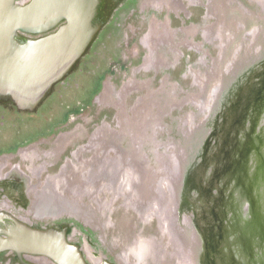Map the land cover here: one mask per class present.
I'll use <instances>...</instances> for the list:
<instances>
[{
  "label": "flooded vegetation",
  "instance_id": "obj_1",
  "mask_svg": "<svg viewBox=\"0 0 264 264\" xmlns=\"http://www.w3.org/2000/svg\"><path fill=\"white\" fill-rule=\"evenodd\" d=\"M229 1L102 0L98 14L102 16L103 24L79 61L85 58L103 37L109 18L126 11L129 6L137 7L141 13L159 8L181 18L180 14L187 15L190 12L189 5L201 4L204 5L206 15L216 14L218 17L216 22L208 25L190 23L187 26L172 28L167 15L163 20L157 19L153 14L143 16L146 19L147 31L140 38V43L146 48L141 68L160 73L159 85L151 89L153 79H135L134 75L138 68L132 71L130 78L123 82L118 90L112 87L108 79L103 81L93 99L102 107L114 108L112 117L110 119L104 115L98 121L89 116L81 118L85 133L82 126L73 121L74 118L71 119L74 122L72 125L55 131L54 123L51 126L50 121L55 119H51V115L55 114L57 108L54 104L46 106V101L54 102L51 99H55L56 91L61 93L60 88L69 84L70 79H75L72 74L76 70H82L79 61L69 74L54 84L46 98L33 110H22L12 101L0 99V207L38 226L67 225L70 240L82 247L78 243V236L82 237L84 242L85 238L89 241V236L80 229V226L86 231H96L99 237L100 228L97 227V230L92 228V223H86L87 218L97 220L103 229L108 220V211L115 205V208L122 210L123 213L118 217H112L115 219L114 222L119 226L128 227L127 233H134L128 252L117 250L119 246L116 245H113L112 250L106 246L107 253L102 255L93 251L86 253L82 248L84 254L87 257L89 255L91 260H94L95 256L118 264H264V251L252 249V246V251L249 250V235L254 226L248 225L247 212L241 205L232 202L231 192L227 193V197L224 196L222 188H218L216 180L213 179L214 175L211 176L210 187L206 188L202 199L199 197V185L196 187L197 195L193 197L196 203L192 209H186L188 211L179 209V195L181 193L184 198L185 184L181 179L179 186L180 176L174 175L176 171L174 174L169 172L164 178L170 185L169 188L167 185L168 189L166 185L162 186L163 188L159 186L163 174L158 164L164 163V160L161 161L162 156L154 153V149L168 145H162L165 144L164 138L160 140L162 144L154 143L150 138L151 130L154 128L152 120L156 114L149 110L151 111L155 105L159 111L165 112L162 106L163 99L168 96L170 90L175 89L174 92L176 88L179 90L176 83L170 82L169 74L165 71L171 63L180 59L182 46L195 50L199 48L198 43L193 41L197 31L202 29L203 36L211 39L214 29L211 31L210 25L213 24L215 27L217 23H224L227 29L229 28L227 20L229 22L237 14H244L243 10L232 6ZM245 14L255 12L249 10ZM246 28L248 27L245 26ZM159 29L162 34H159ZM159 45L166 48L163 49L166 54ZM160 50L161 54L158 52ZM142 58L143 56L140 62ZM224 60L225 56L220 67ZM137 66L132 65L129 74L132 68ZM192 72L196 75L195 70ZM231 78L232 76L229 79ZM140 89H146V92L137 96L135 101L126 107L125 99L129 90ZM204 91L206 93L208 87ZM204 97L206 96L202 98ZM209 107L207 117L212 112L211 106ZM40 114L50 115L49 123L40 124ZM113 117L114 126L105 123V119L111 121ZM34 120L37 124L33 123ZM75 138L81 139L72 143ZM232 140L228 142L231 148L234 145ZM184 182L186 183V178ZM212 184L214 186H211ZM213 188L217 189L215 194L208 193ZM171 189L174 191L177 206L175 211L168 207ZM240 192L243 194V188ZM83 198L88 201L82 200ZM206 205L210 207L203 210L201 206ZM207 211L209 217L205 215ZM236 212H239L236 217H240L230 218ZM128 215L131 221L124 219ZM190 216L193 218H189ZM182 217H186L188 223L182 220L184 219ZM204 220L205 224L202 223ZM137 227H141L139 234L156 236L137 235L135 231ZM179 227H183L187 232L185 238L181 236ZM255 232L254 241L262 249L264 235L259 234L258 227ZM191 236L194 238L193 241ZM254 246L253 242V248ZM5 253L10 254V260L23 264L14 252H2L0 255ZM128 256L132 257L131 261L128 260ZM22 259L24 262L42 263L32 256H23Z\"/></svg>",
  "mask_w": 264,
  "mask_h": 264
},
{
  "label": "rangeland",
  "instance_id": "obj_2",
  "mask_svg": "<svg viewBox=\"0 0 264 264\" xmlns=\"http://www.w3.org/2000/svg\"><path fill=\"white\" fill-rule=\"evenodd\" d=\"M229 3L232 6L240 8L241 11L243 10L244 14H237L236 17H233L234 19L230 20L229 22L227 20V24L229 27L227 29L224 26V23H217L215 27L213 24L210 25L209 29L211 31L214 29V32L212 33L213 38L211 39L205 38L203 36L202 33L204 32L202 31V29L197 31L193 36V41L195 43H198L199 48L197 50L187 46H182L180 59L178 61H175V63H171L169 68L165 71V73L167 72L169 74L170 82L176 83L179 90H177L175 86L176 92H174L175 89H173L174 91L170 90L168 96L163 99L162 106L165 109V112L159 111L157 109L158 107L155 105H153V109H151V111L149 110V112L156 114H154L155 118L152 120L154 128L151 130V140L154 143L162 144L160 140L164 138L163 143L165 144L162 145H168L167 147L162 146L158 149H154V153L162 156L161 158L159 157L161 161L164 160V163L160 162L158 164V168H160V171H162L163 174L161 175L159 182V186L161 187L166 185L167 188L168 182H166L164 178L169 172L174 174L177 170L181 172V169H183L184 171V168L186 170V168L190 166L193 167L192 154H190L191 159L189 158V161L188 159L185 160L184 166L182 168L181 164L177 165L178 162H176L174 153L178 152L179 155L183 154L182 158L184 159L185 155L181 152V149L176 151V149L179 147L178 145L181 143L182 139H185L186 136L192 131L195 123L203 122L207 118V110L209 109L208 107L212 102L211 99L213 97V93H205L204 89L207 87L209 90H211L212 88H216L215 86L217 82H220V79L222 78V75L224 73H226V80H231L232 78L229 79V77L232 76L233 72L236 71V66L239 65L242 60L248 59V57L251 56L250 54L247 55V51L251 50V52L255 53L260 49L262 45L261 42H258L259 40H261V36L257 35L259 31L257 28H261L263 26L261 20L264 19V0H230ZM203 6L204 5L201 4L189 5L190 12L187 15L180 14L179 16H181V18H178L174 14H168L166 11L159 8L149 9V12H145L146 14L144 12L141 13L138 12L139 10L137 9V7L133 6H129L127 7L126 11L110 17L107 30L104 33L103 37L97 41V43L93 46L92 50L89 51L87 56L79 61L78 64L82 70H76L72 74L73 78L75 79H70L69 84H65L63 87H61V93H58L56 91V95L54 94L55 99H51V101H54L53 103H50V100L46 101V106H50L53 104L54 106H56L57 109L55 111V114L51 115V119H55H52L50 121V115L40 114V124H47L50 121V125L52 126L54 123L55 131H57L58 129L68 127L70 124L72 125V123H74L73 121H75L76 123H79L78 125L82 126L83 133H85L84 126L81 124V118L89 116L92 117L94 121H98L100 117L106 115L107 118L111 119L114 108L112 109L111 107H102V105L100 106V104L94 101L93 97L94 95L96 96L97 91L100 90L102 82L107 79L111 83L112 87L115 90H118L121 85H123L122 83L130 78L132 71H134L135 68H138L134 75L135 79L146 80L147 78H151L153 79L150 84L151 89L158 87L160 81V73L141 68L144 56L146 55V48L140 43V38L147 31L146 19L143 16L147 14H153L157 17V19L163 20V18L167 15L169 18L170 27L172 28L179 27L181 25L187 26L190 23L202 26L205 23H207L208 25L210 23L216 22L218 16H215L216 14L206 15V10ZM135 9L137 11H135ZM249 10L254 11L255 14H245L249 12ZM245 26H247L248 28L245 29ZM159 34H162L161 29H159ZM263 35L264 34H262V37ZM159 48L166 54V51L163 50L166 49L165 47L161 48V46L159 45ZM161 50L158 51L159 54H161ZM167 54L169 58H171L170 52H168ZM142 56L143 58L140 62V58ZM223 56L226 57V60H224V63L220 67ZM170 61H172V58L170 59ZM246 63L245 61L244 63H241L238 67V70L242 69L243 66L246 65L244 67L246 70V75L250 76L254 71H256V68L259 66V64H257L256 62H249L248 64ZM136 64L138 66L132 68L131 73L129 74L130 67ZM258 69H260V66L257 68V70ZM192 70L196 71V75L193 74ZM230 70H232V73H230ZM236 73L238 74V72ZM126 75L128 76L125 77ZM235 75L233 77V80H231V83H236L237 75ZM221 89L222 91H224L225 87L222 86ZM145 90L146 89L129 90L125 99L126 107H129L135 101V98L137 96L142 95L144 92H146ZM226 94L227 91L225 95ZM203 96L206 97H204L203 99ZM224 103L225 100L222 102V104L219 105V108L217 109L218 112H216V115H214L213 120L210 121L211 125L213 124V122H215L216 117H220L219 112L224 109ZM100 109L103 110L100 111ZM31 118V120H33L34 117L32 116ZM72 118H74L73 121H71ZM114 118L115 117H113L111 121L105 119V123L114 126ZM33 123L37 124L36 120H34ZM209 129H207L204 134L200 136L201 140L197 141V146L195 147V149H197L196 155H198V153L200 155V152L203 151L206 153V155L209 154L211 155V157H213L214 152H216L217 148L215 147V144H212V142L210 143ZM259 132L260 130H256L253 132L252 137L254 138L255 142L258 141ZM259 135L261 136V134ZM80 139L81 138H75L73 139L72 143ZM210 166L212 169L213 164H211ZM207 169L208 167L205 169V171H203L204 176L201 177L200 180V195L199 193L198 195L201 199L204 193H206V188L210 187L211 176L213 175V172H208L210 169ZM254 170L256 171V168ZM185 174L186 173H184L181 178L183 184H185ZM234 176H236V174ZM188 177L193 180L194 174H189ZM216 180L217 187L222 188V192L224 193L225 197H227V193H230V190L234 188L233 185H237V178L235 177L231 178L229 186L228 184H226L228 182L227 177L218 176ZM225 186H227L228 188ZM169 187L170 185H168V188ZM216 191L217 189L213 188L208 193L215 194ZM233 193L234 196L232 195V201L233 203H235L239 195L236 191V188L233 189ZM196 194H193V197L196 196ZM204 198L206 197L204 196ZM212 198L210 200V203L213 202ZM82 200L86 202L88 201L86 198H83ZM114 200H116V198H114ZM209 207L207 205L201 206L203 210ZM245 211L247 212L246 218L250 220L249 218H252V211L250 210V207H246ZM121 213H123L122 210L116 209L115 205L112 206L110 211H108V220L105 222L106 226L103 229L94 218H87V221L85 219L86 223L93 224L91 226L92 228L96 230L97 227L100 228L99 237H97L96 231H86L83 226H80V229H82L89 236V241H86V238L84 237L85 242L82 241V237L78 236V243L82 245V248L86 250V253L93 251L100 255H102L103 253L106 254V246L108 249L112 250L113 245L119 246L117 250L120 249L122 250V252L127 251L131 243V236L134 233H127L128 227L122 225L119 226L118 224H116V222H114L115 219H113L112 217H118L121 215ZM208 213L209 212L207 211V213L205 214L206 217H209ZM237 213L239 214V212H236L234 213V216H230V218L236 219L240 217H236ZM102 218H104L103 215ZM124 219H128L129 221L131 217L130 215H128L127 218ZM240 222L243 223L242 220H240ZM202 223L205 224V220L204 222L202 221ZM179 228L180 233H182L181 236H184L185 238V234H187V232L183 227ZM140 229L141 227H137V230H135L137 232V235L143 237L148 235L156 236V234H139ZM161 229L160 232L162 233ZM252 240H255V237H252ZM252 240H249L250 248L252 246V249L261 250L258 246V248L256 246H254L253 248ZM263 250L264 247L262 248L261 252H263ZM9 257L10 254H1L0 264H17L15 261L10 260ZM128 258V260L131 261L132 257L128 256Z\"/></svg>",
  "mask_w": 264,
  "mask_h": 264
},
{
  "label": "water",
  "instance_id": "obj_3",
  "mask_svg": "<svg viewBox=\"0 0 264 264\" xmlns=\"http://www.w3.org/2000/svg\"><path fill=\"white\" fill-rule=\"evenodd\" d=\"M101 2L0 0V99L12 101L22 110L35 109L54 84L72 71L96 37L103 24V18L98 14ZM249 58L245 63L261 60L256 62L260 69L255 66L257 72L250 76L245 70L238 83H231L224 109L210 125L209 131L213 134L209 139L217 148L219 143L225 145L231 141L229 133L233 131V138L236 134L237 142L242 144L237 154L242 160L241 166L233 160L236 152H226L219 159L221 164H226L220 176L226 173L227 181L237 178V186L243 188L241 206L243 210L250 207V226L253 225L251 222L255 225L249 235L252 240L257 227L259 234L264 235V45L257 57ZM256 130L261 134H258L257 142L252 137ZM219 138L220 142L217 141ZM196 152L197 149H192L187 153L193 155V167L189 172L201 186L198 180L204 173L200 169L208 166L211 160L205 152L201 151L200 155ZM218 156L216 153L215 157ZM186 159L180 161L182 168ZM255 168L256 174H253ZM207 170L210 172L211 166ZM183 172L186 173L181 169L179 186ZM186 191L193 195L198 190L192 186ZM230 192L234 196L233 189ZM249 250L252 251L250 247ZM2 252H14L23 264H118L105 258L96 263L91 261L82 247L70 240L67 225L38 226L0 207ZM23 256L35 257L42 263L24 262Z\"/></svg>",
  "mask_w": 264,
  "mask_h": 264
},
{
  "label": "bare ground",
  "instance_id": "obj_4",
  "mask_svg": "<svg viewBox=\"0 0 264 264\" xmlns=\"http://www.w3.org/2000/svg\"><path fill=\"white\" fill-rule=\"evenodd\" d=\"M261 22H262V24H263V26L261 27V28H257L259 31H258V33H257V35L258 36H261V40H259L258 42H261V47H260V49L259 50H257V52H255V53H253V52H251V50H248L247 51V55L248 54H250L251 56H250V58L249 59H251V58H255V57H257V55L258 54H260L261 53V50H262V48H263V45H264V40H263V38H264V35H263V37H262V34H264V19H262L261 20ZM260 38V37H259ZM242 59H244V58H242ZM244 61H246V59L245 60H242L241 62H240V64L241 63H244ZM239 64V65H240ZM246 64H248V63H246ZM239 65H237L236 66V71L235 72H233V74H232V79L231 80H233V77H234V75H235V73L236 72H238V74L236 73V83H238V80L239 79H241V74H242V72H244L245 71V66L246 65H244L243 66V68L242 69H240V70H238V67H239ZM249 67V66H248ZM241 68V67H240ZM230 73H232V70H230ZM229 74V73H228ZM227 74V75H228ZM229 76V75H228ZM231 77V76H230ZM229 77V78H230ZM231 80H226V73H224L223 75H222V78L220 79V82L218 81L217 82V84H216V88H210L211 90H209L208 89V91H207V93L208 94H210V93H213V97H212V104L210 105L211 106V109H212V112H211V114L210 115H208V117L206 118V120L205 121H203V122H199V123H195L194 124V126H193V128H192V131L186 136V138L184 139H182V141H181V143L178 145V144H176V145H178L179 147L176 149V151H178L179 149H181V152L182 153H184V155H185V157L188 159V161H189V158H190V154L191 153H189L188 155H187V153L188 152H190V151H192V149H195V147L197 146V141H200L201 139V137L200 136H202V134H204V132L207 130V129H209V125H211V120H213V118L212 117H214V115H215V113H216V111L215 110H217L218 108H219V105H220V102H221V100L223 99V101L225 100V102H226V95L228 94V91L227 90H229L231 87H232V84H231ZM218 83H220V84H218ZM222 86L223 87H225V90L224 91H222ZM226 91H227V94L225 95V93H226ZM221 93V94H220ZM207 94V95H208ZM225 95V96H224ZM229 106H227V108H228ZM210 108V107H209ZM226 111V110H225ZM233 131H231V133H230V136H232L231 138H230V140H234V145H233V147L231 148V146H230V143H228V146L229 147H227V144L224 146V145H222L221 143H219L218 144V146H217V149H216V152H214V154H213V157H211V155H207L206 157H207V159H209V160H211V162H209L210 164H208V166H210L211 164H213V168L211 169V172H213V179H215L216 180V178L218 177V176H220V175H222V171L224 172V169H225V167H226V164L225 163H223L222 162V164L219 162V159L223 156V155H226V152L227 153H229V152H236V155H235V158L233 159L234 161H236V162H238V164L241 166V163H242V160L240 159V157L239 156H237V154H238V152H239V146H241V144H239V141L237 142V140H236V134H235V136H234V138H233V133H232ZM232 140V141H233ZM220 141V138L218 139V142ZM238 144H237V143ZM211 143V142H210ZM231 148V149H230ZM162 151H163V149H162ZM223 151V152H222ZM222 152V153H221ZM216 153H219V156L216 158L215 157V154ZM174 155H175V159H176V162H178L177 163V165L178 164H180V161L183 159L182 158V156H183V154H181V155H179L178 154V152L177 153H174ZM170 158V157H169ZM191 159V158H190ZM175 161V160H174ZM226 161V160H225ZM171 164V163H170ZM205 164V163H204ZM203 164V165H204ZM192 165V164H191ZM208 166H203L204 168L203 169H200L202 172L203 171H205V169L208 167ZM192 167L190 166V167H188V168H186V170H185V168H184V171L186 172V183H185V188H186V190H188L189 188L191 189L192 188V186L193 187H197L198 185H199V183L195 180V179H193V180H191L188 176H189V174H191L190 172H189V170L191 169ZM191 171V170H190ZM171 173V172H170ZM181 172H179L178 170H177V173L176 174H174V175H177V177H179ZM204 173V172H203ZM172 174V173H171ZM254 174H256V171H254ZM176 177V178H177ZM188 177V178H187ZM223 177H227V174L225 173V174H223ZM212 179V180H213ZM198 181H200V180H198ZM217 181V180H216ZM217 183V182H216ZM227 184H229L230 185V181H228L227 182ZM192 185V186H191ZM234 186V188H236V191H237V193L239 194L238 195V199H237V201L235 202V204H237V205H241V202H243V200H242V197H243V195H242V193L240 192V190H241V186H237V185H233ZM218 188H220V187H218ZM233 188V189H234ZM186 190H184V198L182 197V195H179V202H178V199H177V202L179 203V209H181L182 211H188V210H186V209H189V208H191V207H194V205L193 204H195L196 202H195V200H193L194 198H193V196L192 195H189L188 193H187V191ZM170 194H171V196H169V204H170V206H168V207H170V209H174V211L177 209V206H176V203H175V200H174V191H173V189H171V192H170ZM191 197V198H190ZM193 198V199H192ZM233 202V201H232ZM242 207V206H241ZM242 210L240 209V212H241ZM182 218H184V217H182ZM182 220H184V221H186V223H188V219H186V217L184 218V219H182ZM181 220V221H182ZM249 224L248 225H250V222H248ZM252 224H253V226H255L254 225V223L253 222H251ZM192 232H193V234H194V231L192 230ZM192 239V238H191ZM194 239V238H193ZM193 239H192V241H193ZM254 244H255V246L257 247L258 245L256 244V242L254 241ZM258 248V247H257ZM261 249V248H260ZM260 251H262V249L260 250ZM134 255H132V257H133ZM88 258L90 259V257H89V255H88ZM95 258V257H94ZM91 260V259H90ZM124 260V259H123ZM91 261H93V262H97L98 261V258H95L94 260H91ZM133 261V260H132ZM135 261V260H134ZM135 264V263H134Z\"/></svg>",
  "mask_w": 264,
  "mask_h": 264
}]
</instances>
